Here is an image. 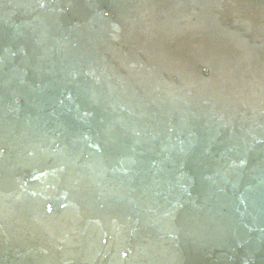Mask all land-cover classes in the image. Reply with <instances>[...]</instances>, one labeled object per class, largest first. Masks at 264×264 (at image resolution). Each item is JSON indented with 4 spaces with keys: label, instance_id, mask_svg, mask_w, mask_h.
I'll return each instance as SVG.
<instances>
[{
    "label": "bare ground",
    "instance_id": "6f19581e",
    "mask_svg": "<svg viewBox=\"0 0 264 264\" xmlns=\"http://www.w3.org/2000/svg\"><path fill=\"white\" fill-rule=\"evenodd\" d=\"M93 1L0 0V77L13 83L11 91L0 89V105L6 101L7 108L15 107L16 96L10 92L30 85L33 75L27 68L41 72L52 65L48 79L67 89L51 96L46 111L34 107L31 114L58 116L59 112L61 120L79 132L82 121L73 113L78 112L80 118L87 111L107 116L116 106L107 85L116 79L121 87L115 95L123 101L118 104V119L113 126L107 124L102 145L91 149L108 153L90 155L107 165L110 155H120L134 170H120V181H97L95 186L107 195L112 189L122 206L134 218L139 217L132 222L139 240L151 238L144 230L147 227L160 229L162 241L177 235L188 240L186 250L163 249L174 260L198 264L211 258V245L232 238L235 243L229 251L236 256L231 257H239L243 264H264V129L249 124L248 130L233 133L230 125L217 123L215 116L205 121L201 111L206 104L215 107L213 101L218 103V114L225 113L227 118L232 115L227 109L234 111L237 104L264 111V0L110 1L127 13V26L122 28L130 38L148 43L144 53L130 47L128 53L136 57L125 62L124 75L119 72L118 76L112 60L101 56V47H116L115 40L123 38L116 34L117 27L110 29V38L99 32L90 34L97 8L86 5ZM74 15L82 17L81 21ZM81 35L87 46L83 48L80 42V47L72 48ZM94 58L111 80H105L103 86L93 70ZM207 61L212 69L206 74L211 76L214 90L200 76V65ZM159 69L177 74L178 86L164 83L165 89L160 87L166 99L174 96L175 104L162 95V104L154 101L159 92L154 88L160 90L155 79ZM135 78L142 85V98L137 97L140 89L134 88ZM222 86L226 91L222 92ZM214 94L216 98L211 100ZM171 105L177 108L176 116ZM6 113L16 125L23 121L22 115ZM123 114L131 116V121L124 120ZM195 119L206 124L191 126ZM81 133H76L77 141L85 142ZM106 142H110L107 150ZM238 165L246 167L243 177L236 170ZM70 171L68 166L64 173ZM223 227L228 229L225 233ZM212 236H217L218 243L207 242ZM193 247L200 249L201 257L189 250Z\"/></svg>",
    "mask_w": 264,
    "mask_h": 264
},
{
    "label": "water",
    "instance_id": "95a60500",
    "mask_svg": "<svg viewBox=\"0 0 264 264\" xmlns=\"http://www.w3.org/2000/svg\"><path fill=\"white\" fill-rule=\"evenodd\" d=\"M110 1L113 0H95L86 6L87 8L91 6L97 8L95 17L97 19L93 23L94 28L90 34L94 35L99 32L110 38V29L117 27L116 34L123 38L115 40L116 47L114 45L110 48L101 47V56L105 55L109 61L112 60L115 65V73L118 76L119 72L124 75L125 67L128 65L125 62L134 61L136 57L133 53H128L130 47L134 46V52L144 53L148 43L143 44L140 41L142 39L130 38L127 30L122 28V26H127L124 25L127 13L120 10V7L115 5L116 3L112 4ZM83 9L86 10V7ZM68 15L72 14L69 12ZM74 18L80 21L82 19L77 16ZM197 25L199 26V23ZM83 37L81 35V40L74 43L72 48L80 47V42L83 48L87 46L83 45L85 43L82 40ZM129 41L131 42L128 44ZM114 49H116V53ZM93 60L95 61L92 64L94 73L99 77L101 82L99 85L103 86L104 82H107L105 80L110 79L102 74L97 59ZM211 66L209 61L200 65V76L206 81L211 80V76L206 74L211 72ZM49 69H52V65L41 72H38L39 70L36 72L31 67L27 68L28 72L33 75L30 85L28 87L19 86L14 88L16 91L10 92V95L16 96L15 107L8 105L7 108L6 101L0 105V264H118L119 262L120 264H189L174 260L170 253L164 251L168 247L186 250L188 240H183V237L177 235L176 238L168 237L166 241L165 239L162 241L161 238L164 236L157 227L144 229L151 236L148 241L139 240L138 233H136L137 227H132V222H135L139 217L134 218L129 208H125V205L122 206L121 200L116 199V193L112 189L110 191L106 189L110 192L107 195V193H103V189L95 186L97 181L104 180V182L110 183H112L111 180L120 181L119 179L122 178L121 175H118L120 170L125 172L134 170V167L120 155L116 157L110 155V162L105 165L98 162L97 156L104 155L108 151L102 152L103 154L91 151L92 146L102 145L100 139L106 134L107 124L113 126V123L118 119V104L121 106L123 102L118 95H115L119 91L118 81L114 79L107 85L114 95L117 106L112 110L109 109L107 116L87 111L86 117L82 115L80 118L78 112L73 113L75 119L82 121V125L80 122L82 131L80 129L78 132V128L75 131V126L61 120L59 112L58 116L41 114L47 110L45 104H52V100H50L52 95L56 94L59 89H67L60 82L55 83L56 87L54 86L55 84L48 79L51 77L48 74ZM156 74L155 79L160 90L154 88L155 91H159L155 92L157 99L155 98L154 101L156 104H162V96L167 98L165 97L167 95H162V88L165 89L164 83L176 87L178 82L175 80L178 77L176 73L170 74L168 70L164 69H159ZM60 75L63 76V73L60 72ZM249 79L252 80V78ZM134 81V88L140 89L137 97H144L140 81L136 78ZM51 82L53 85L50 84ZM240 82L243 83L242 78ZM209 83L211 87L214 85L211 81ZM12 84L11 80H3L0 77L1 90L9 91ZM148 86L150 87V85ZM212 88L214 90V87ZM240 88L244 89L245 85ZM224 91H226L225 87L222 88V92ZM47 92L50 93L46 94ZM213 98L215 100V94L211 100ZM149 101H153V99H149ZM166 101L177 103L174 96L169 97ZM212 103L215 104V107L207 104L202 106V118L206 117L205 121L208 122V118L211 119L215 116L217 123H222L227 127L231 126L232 132L248 130L249 124H252L255 129H264V111L244 108L243 104H237L234 111L227 109L232 114L231 117L229 114L227 118L225 113L219 112L218 114V103L214 101ZM34 107L42 112L39 114L37 111L31 114ZM171 107L173 115H175L177 108L172 105ZM7 110L15 112L18 116L22 115L23 121L16 125L12 121V117H8ZM64 112L68 114L69 111ZM140 119L144 120L142 117ZM124 120L131 121V116L124 115ZM205 124L206 122L195 119L191 126ZM114 125L116 126V124ZM80 132L86 137L85 142L77 141L76 133L80 134ZM69 141L72 144L68 145ZM102 142L105 141L102 140ZM107 148H110V142H106L105 149L107 150ZM90 154L97 156L94 157ZM240 156L237 154V157ZM68 166L71 173L65 174L64 171ZM245 169L246 167L240 165L236 168L239 173L242 172L241 177L246 174ZM125 176L123 175V177ZM141 219L144 221L143 218ZM226 230L228 229L223 227L222 232L225 233ZM220 237L222 236H218L219 239ZM212 238L207 242L218 243L217 236H212ZM220 242L222 244L216 247H213L214 244L209 247L208 250L212 253L211 258L209 256L207 260L199 261L198 264L244 263L239 257H231L236 256V254L230 253L231 245L235 243L232 238L226 241L220 240ZM196 249L197 247L189 248L201 257L200 249L198 251ZM253 264L262 263L255 261Z\"/></svg>",
    "mask_w": 264,
    "mask_h": 264
}]
</instances>
